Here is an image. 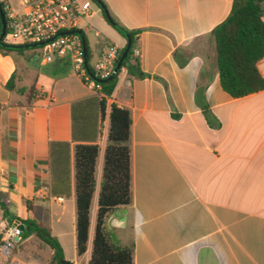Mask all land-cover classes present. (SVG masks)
<instances>
[{"label": "crops", "instance_id": "obj_1", "mask_svg": "<svg viewBox=\"0 0 264 264\" xmlns=\"http://www.w3.org/2000/svg\"><path fill=\"white\" fill-rule=\"evenodd\" d=\"M4 1L21 8L19 0ZM102 2L122 27L139 30L135 48L141 54L136 73L120 68L108 99L130 115V203L121 206L120 218L110 219L118 245L132 247V264H264V89L231 98L220 87L215 61L212 31L228 16L232 0ZM100 14L93 18L90 11L78 22L90 67L105 46L126 45ZM18 59L0 54V192L15 216L12 225L23 218L49 228L65 260L86 264L107 119L95 139L100 152L88 242L78 259L72 161L69 196H53L49 143L72 148L70 107L94 92L71 66L65 76L54 75L59 60H67L57 57L36 77L41 99L28 104L5 87ZM256 69L264 80V57ZM13 259L36 263L30 254Z\"/></svg>", "mask_w": 264, "mask_h": 264}, {"label": "trees", "instance_id": "obj_2", "mask_svg": "<svg viewBox=\"0 0 264 264\" xmlns=\"http://www.w3.org/2000/svg\"><path fill=\"white\" fill-rule=\"evenodd\" d=\"M92 2L94 3V1ZM262 3L264 0H232L228 16L212 31L219 84L221 89L231 98H241L264 89V80L256 69V63L264 57ZM4 6L5 4L0 0V7L5 16ZM102 17L106 21L103 15ZM113 21L120 27L121 31L113 29L123 39H125L124 33L130 39V46L121 68H126L132 74L131 68L138 69V60L133 57V50L136 49L139 30H128L114 19ZM6 33H8V29H6ZM3 43L11 44L5 39ZM124 48L125 46L118 50L115 63L120 58ZM33 49L13 50L0 46V54L23 57L25 52ZM85 49L87 70L99 88L93 96L75 102L70 107L72 148L70 149L68 142L49 143L50 192L53 196H69L71 160L74 195V245L76 257L79 259L87 249L89 209L95 190L94 171L100 152L95 139L100 125L106 118L107 127L102 151L101 179L96 195L95 222L89 259L86 264H132V247L114 245L103 226L104 219L108 214L130 203V170L127 146L130 115L125 107L114 102L108 103L117 81L118 72L113 79L100 82L101 80L94 76L88 64L89 57L86 44ZM59 61H61L60 65L55 69L54 75L65 76L70 68V63L68 59ZM136 75L142 76L140 72ZM14 77L15 74H12L5 85L8 90L23 96L28 104L41 99V96H36L38 93L36 85L30 87L17 86ZM0 211L3 220L10 226L12 218L15 216L9 212L6 196L3 192H0ZM21 223L27 225L28 230L22 231L19 242L30 236H36L51 251L48 264H74L64 259L62 248L56 238L50 235L49 228L32 220H24Z\"/></svg>", "mask_w": 264, "mask_h": 264}, {"label": "built area", "instance_id": "obj_3", "mask_svg": "<svg viewBox=\"0 0 264 264\" xmlns=\"http://www.w3.org/2000/svg\"><path fill=\"white\" fill-rule=\"evenodd\" d=\"M5 21L8 33L5 39L19 44H40L39 51L42 61L52 62L57 57H66L74 74L94 93L98 90L97 82L91 78L84 67L82 42L78 35L64 34L78 30L79 20L87 17L91 11V0H19L21 8L11 9L4 0ZM118 50L107 45L101 56L90 67L94 76L102 80L107 78L115 65ZM133 57L140 59L138 49L133 50ZM60 202L59 197H53ZM17 223L4 229L0 238V258H10L22 231ZM11 264H19L16 261Z\"/></svg>", "mask_w": 264, "mask_h": 264}, {"label": "rangeland", "instance_id": "obj_4", "mask_svg": "<svg viewBox=\"0 0 264 264\" xmlns=\"http://www.w3.org/2000/svg\"><path fill=\"white\" fill-rule=\"evenodd\" d=\"M91 11L93 14V18H98L101 16L99 9L93 2L91 4ZM6 42L11 44L16 43L11 39H7ZM22 58L23 60L18 59L19 66L17 65L14 77V82L17 86L30 87L31 85H35L37 79L36 77L47 72L52 66L51 62L42 61L41 56L35 48L33 50L25 52ZM36 96H42V93L38 90ZM35 218L38 219V212H36ZM19 219L21 221H24L22 220L23 218ZM2 220L3 218L0 219V238L2 236V233L4 232V229L8 226L5 221L2 224ZM27 240H29L30 243H28ZM16 253L32 255V258L36 261L35 264H48L49 261V250L43 243H41V241L36 236H30L27 239L21 240L20 243L18 242L15 245L10 258L7 260H3L2 258H0V264H11V262L15 261L13 259V255Z\"/></svg>", "mask_w": 264, "mask_h": 264}, {"label": "water", "instance_id": "obj_5", "mask_svg": "<svg viewBox=\"0 0 264 264\" xmlns=\"http://www.w3.org/2000/svg\"><path fill=\"white\" fill-rule=\"evenodd\" d=\"M94 1V4L97 6V8L100 10V12L102 13V15L105 17L107 23L114 28L115 30L121 31L120 27L113 21L112 17L110 16L106 6L104 5V3L102 2V0H92ZM0 46H3L5 48L8 49H13V50H28V49H33V48H37L40 44H4L3 40L5 39V35H6V21H5V16L2 12V9L0 7ZM75 33L76 35H78V37L80 38L81 42H82V50H83V57H84V67L87 70V57H86V49H85V43L83 40V34L81 31L77 30V31H69L66 32L64 34H73ZM125 39H126V45L125 48L120 56V58L117 60V62L114 65V68L112 70V73L107 77L102 79L100 82H106L109 81L111 79H113V77L117 74V72L120 70L122 63L124 62L125 58H126V54L127 51L129 49L130 46V39L129 37L124 33ZM88 72V70H87ZM131 72L136 73V69L131 68ZM124 213L123 208H118L114 211H112L109 216L107 217V219L105 220V230L107 231L109 238L111 240V242L114 245H118V241L114 235V233L111 230V222L110 219L111 218H120L121 215ZM17 228H19L21 231L24 230H28V226L23 224V223H17ZM42 231V230H40Z\"/></svg>", "mask_w": 264, "mask_h": 264}]
</instances>
